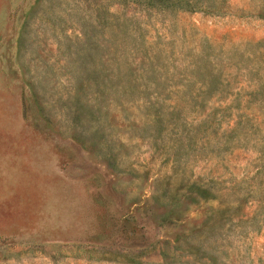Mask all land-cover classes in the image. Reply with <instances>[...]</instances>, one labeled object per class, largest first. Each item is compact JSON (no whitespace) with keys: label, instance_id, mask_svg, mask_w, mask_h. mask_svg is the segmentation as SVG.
I'll use <instances>...</instances> for the list:
<instances>
[{"label":"rangeland","instance_id":"obj_1","mask_svg":"<svg viewBox=\"0 0 264 264\" xmlns=\"http://www.w3.org/2000/svg\"><path fill=\"white\" fill-rule=\"evenodd\" d=\"M0 264H264V0H0Z\"/></svg>","mask_w":264,"mask_h":264}]
</instances>
